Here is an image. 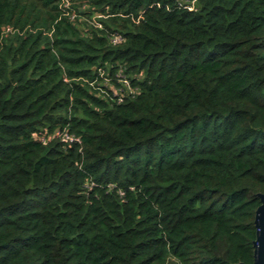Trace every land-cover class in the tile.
I'll use <instances>...</instances> for the list:
<instances>
[{
    "label": "trees",
    "instance_id": "16d2710c",
    "mask_svg": "<svg viewBox=\"0 0 264 264\" xmlns=\"http://www.w3.org/2000/svg\"><path fill=\"white\" fill-rule=\"evenodd\" d=\"M68 2L0 0V264H252L264 0Z\"/></svg>",
    "mask_w": 264,
    "mask_h": 264
},
{
    "label": "water",
    "instance_id": "95a60500",
    "mask_svg": "<svg viewBox=\"0 0 264 264\" xmlns=\"http://www.w3.org/2000/svg\"><path fill=\"white\" fill-rule=\"evenodd\" d=\"M261 199V204L255 213L256 238L254 245V261L252 264H264V193L257 194ZM245 264V263H238Z\"/></svg>",
    "mask_w": 264,
    "mask_h": 264
},
{
    "label": "built area",
    "instance_id": "2783aa9c",
    "mask_svg": "<svg viewBox=\"0 0 264 264\" xmlns=\"http://www.w3.org/2000/svg\"><path fill=\"white\" fill-rule=\"evenodd\" d=\"M64 5L65 6H68L69 5L68 0H64ZM120 39H121V37H119V36L115 37V41H119Z\"/></svg>",
    "mask_w": 264,
    "mask_h": 264
}]
</instances>
